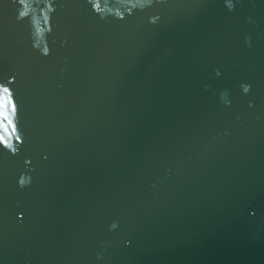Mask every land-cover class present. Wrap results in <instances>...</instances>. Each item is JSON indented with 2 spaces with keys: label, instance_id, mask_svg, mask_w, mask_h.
<instances>
[{
  "label": "water",
  "instance_id": "1",
  "mask_svg": "<svg viewBox=\"0 0 264 264\" xmlns=\"http://www.w3.org/2000/svg\"><path fill=\"white\" fill-rule=\"evenodd\" d=\"M0 264H264V0H0Z\"/></svg>",
  "mask_w": 264,
  "mask_h": 264
}]
</instances>
